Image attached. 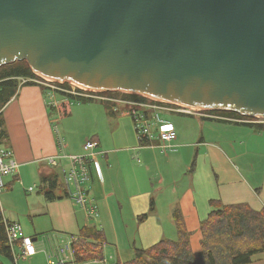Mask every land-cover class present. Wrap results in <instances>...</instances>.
Listing matches in <instances>:
<instances>
[{
  "label": "water",
  "instance_id": "obj_1",
  "mask_svg": "<svg viewBox=\"0 0 264 264\" xmlns=\"http://www.w3.org/2000/svg\"><path fill=\"white\" fill-rule=\"evenodd\" d=\"M15 61L86 89L264 119V0H0V66Z\"/></svg>",
  "mask_w": 264,
  "mask_h": 264
},
{
  "label": "crops",
  "instance_id": "obj_2",
  "mask_svg": "<svg viewBox=\"0 0 264 264\" xmlns=\"http://www.w3.org/2000/svg\"><path fill=\"white\" fill-rule=\"evenodd\" d=\"M51 101L61 105L65 99L61 95L50 96L37 85H20L1 110L0 143L12 150L18 165L14 174L4 177L5 195L15 196L21 190L19 202L23 207L22 211L3 207L2 216L18 222L22 236L36 238L35 253L39 252L41 240L37 239L41 233L79 234L82 227L92 225L101 232L103 240L115 242L119 251L124 249V256L131 255L118 262L123 264L132 258L133 247L147 248L161 239L175 238L174 209L179 210L187 230L189 221H196L199 230L200 221L211 210L209 200L212 199L223 204L245 203L255 210L264 209V129L257 124L204 118L205 121L199 122V135L190 141L174 127L176 140L169 149L178 147L176 154L187 149L182 162L189 174L186 173L188 182L181 184L175 197L168 202L165 200V211V178L158 163L163 164L173 157L166 153L169 149H162L157 142L154 147H139L131 126L111 138L99 131L88 136L98 142L94 152L99 167L96 171L95 163L91 164L87 193L98 206V216L89 218L84 208L63 196V170L69 167L65 156L82 153L86 137L71 144L66 136L65 144L61 142L48 112ZM57 105L51 107L59 108ZM50 158L55 165L49 164ZM143 172L147 174L148 183L139 175ZM50 184H54L53 192L60 198H46L43 188ZM127 214L134 232L131 236L136 235L140 240V245L132 242V251L125 249L126 232L131 229L125 223ZM143 214L147 216L140 220ZM121 240L126 243L124 247ZM199 240L195 247L190 235L194 251L199 249ZM247 264H264V251L254 255Z\"/></svg>",
  "mask_w": 264,
  "mask_h": 264
},
{
  "label": "built area",
  "instance_id": "obj_3",
  "mask_svg": "<svg viewBox=\"0 0 264 264\" xmlns=\"http://www.w3.org/2000/svg\"><path fill=\"white\" fill-rule=\"evenodd\" d=\"M38 76V75H37ZM39 84H44L53 89V91L67 90L66 94L73 95L74 98H91L97 100H107L117 109L123 106L121 114L130 116L135 129L138 146L154 147L155 142L162 149H169L171 143L176 140V131L171 122L161 117L164 112H178L187 115H198L203 118H211L212 116L201 113L199 109L184 106L181 104L167 102L149 98L137 94L131 100H123L116 97L100 95L105 91L92 90L80 87L68 81H53L38 76ZM31 80V79H28ZM27 81V80H26ZM55 85L59 89H56ZM47 87V88H48ZM54 95V94H52ZM52 105L55 103L50 102ZM48 103V104H50ZM246 116V115H245ZM250 122L245 120H235V122H243L249 124H264L263 118H255L251 116ZM214 118V117H212ZM171 127L168 128L167 126ZM98 146V142L93 138H86L82 145V153L66 155L69 161V167L63 170V184L65 193L77 206L86 210L87 216L93 218L98 216V206L96 202L88 197L87 184L91 177V164L95 163L96 171H99L96 162V153L94 150ZM50 165H55L53 158L49 159ZM17 162L10 148L0 143V193L5 189L4 177L14 174L17 170ZM2 222L7 234V241L13 252V259H25L30 255L27 252L29 246L35 248V242L29 236H22L21 227L18 222L10 221L3 217ZM30 239L31 244H26V240ZM40 248L45 255V264H108L109 260L103 257L102 250L104 240L90 238L81 234H68L58 231H50L49 234L43 236ZM36 252V251H35Z\"/></svg>",
  "mask_w": 264,
  "mask_h": 264
},
{
  "label": "trees",
  "instance_id": "obj_4",
  "mask_svg": "<svg viewBox=\"0 0 264 264\" xmlns=\"http://www.w3.org/2000/svg\"><path fill=\"white\" fill-rule=\"evenodd\" d=\"M32 77L38 76L25 61L0 66V125L3 123L1 110L15 95L19 78ZM32 84L33 81L27 80L22 85ZM136 98L140 99L138 95ZM257 126L264 129V124ZM53 186L43 188L47 199L61 197L55 196ZM63 196H67L66 193ZM209 206L211 210L199 223L200 246L197 251L191 248V233L185 228L179 210L174 209L175 238L161 239L147 248L133 247L132 258L123 264H247L254 255L264 251V209L255 210L245 203L223 204L218 199L209 200ZM146 216L143 214L139 219ZM2 219L0 208V256L13 261ZM79 234L102 239L101 232L92 225L82 227ZM0 264H3L1 260Z\"/></svg>",
  "mask_w": 264,
  "mask_h": 264
},
{
  "label": "rangeland",
  "instance_id": "obj_5",
  "mask_svg": "<svg viewBox=\"0 0 264 264\" xmlns=\"http://www.w3.org/2000/svg\"><path fill=\"white\" fill-rule=\"evenodd\" d=\"M12 63V62H11ZM9 64V63H8ZM31 79V81L34 82L35 85L42 87L44 90H47V93L50 96H60L64 97L65 101L61 105H57L58 101H55V104L52 105L50 103V106L57 105L59 108L54 109L53 107H50L48 112L54 119V125L57 129L60 140L63 143L64 139H67L69 143H78L82 138H90L88 136H92L95 131H99L102 135H104L107 138H111L113 136H117L120 134H123L125 130L129 126L134 128L133 121L130 117H123L121 115V109H123V106H119L117 109L113 107V104L108 102L107 100H97V99H91V98H80L76 99L73 97V95H68L66 92H68L65 89L60 90L58 86L55 85L56 89H59L60 91H53L52 88L48 87L46 85V82L44 84H39L38 80L39 77H32L27 79L19 78V86L22 85L26 80ZM32 84V85H34ZM48 87V88H46ZM101 96H109V97H116L123 100H131L137 97L136 94L133 93H125L121 91H105V93H101ZM68 98H72L68 100ZM90 99V100H89ZM52 102V101H51ZM49 108V107H48ZM110 108V109H108ZM116 111H114L113 110ZM51 111V112H50ZM58 111V112H57ZM215 111V112H214ZM219 111V113H218ZM201 113H204L206 115H211L216 120L222 119L224 122H235V120H245L250 122V117H247L245 115H241L237 113L235 115L234 113H230L228 111H220V110H201ZM62 114V115H61ZM226 114V115H225ZM240 116H239V115ZM162 118L169 120L173 126L175 127L176 131L179 130L181 133V136H183L186 140H192L194 137L199 135L201 126H199V122L205 121L203 117L198 115H187V114H181L178 112H164L160 114ZM231 115V116H230ZM211 117V118H212ZM206 118L205 119H211ZM220 120V121H222ZM227 120V121H226ZM194 122L195 123L194 125ZM240 123H243L240 121ZM251 123V122H250ZM193 125L195 127H193ZM260 125V124H257ZM63 140V141H62ZM86 140V139H85ZM65 144V141H64ZM179 148L175 147L172 151H168L166 153L171 154L173 157L171 159H168L167 161L164 160L163 164L158 163V167L160 168V171L162 174H164V211L166 207L165 200L170 201L172 197H175L177 190L181 189V184L187 183V172L186 166H183V159L185 156V152L187 149H182L180 154H176V150ZM68 149L66 148L65 151ZM159 153L161 152L160 149H157ZM175 151V152H174ZM165 154V153H164ZM142 161V158H140ZM139 164H142L139 163ZM185 173V175H184ZM189 174V172H188ZM141 178H143V181L147 180V174L145 172L139 174ZM148 183V181H146ZM21 191V190H20ZM16 193L17 195H5L6 190L4 189L3 192L0 193V208L1 212L3 211V207L15 209L17 211H22L23 207L22 204L19 202L22 200L21 194ZM22 194H24L22 192ZM161 199H158V205L161 204ZM161 207V206H160ZM129 215L127 214L125 223L129 226H131V229L126 232V242H127V248L130 251H132V242L135 241L138 245L140 240L139 238L133 235L132 231V222L128 220L127 218ZM188 230L191 231V241L195 247L198 244L199 240V230H198V224L195 221H189L188 222ZM50 232L41 233L38 235L39 240L49 234ZM139 241V242H138ZM125 242L121 240V245L124 247ZM123 251H119L118 245L115 242H112L111 240L105 238L104 239V247L102 250L103 257L107 258L109 260L108 264H118L119 261L122 259L129 258L130 256H124ZM119 252V255H118ZM14 257V256H13ZM120 258V259H119ZM0 260L3 262V264H45V255L42 251H39L35 253L34 255H30L29 257L25 259H14L13 261L0 256Z\"/></svg>",
  "mask_w": 264,
  "mask_h": 264
},
{
  "label": "clouds",
  "instance_id": "obj_6",
  "mask_svg": "<svg viewBox=\"0 0 264 264\" xmlns=\"http://www.w3.org/2000/svg\"><path fill=\"white\" fill-rule=\"evenodd\" d=\"M167 127L170 128L171 126L168 125ZM26 244H29V245L31 244L30 239L26 240ZM35 251H36L35 248H33L31 246H29L28 249H27V252H28L29 255H34Z\"/></svg>",
  "mask_w": 264,
  "mask_h": 264
},
{
  "label": "bare ground",
  "instance_id": "obj_7",
  "mask_svg": "<svg viewBox=\"0 0 264 264\" xmlns=\"http://www.w3.org/2000/svg\"><path fill=\"white\" fill-rule=\"evenodd\" d=\"M29 81V80H28ZM47 88V87H46ZM90 100V99H89ZM130 100V99H129ZM106 101V100H105ZM109 102V101H108ZM59 104V103H58ZM51 107V106H50ZM108 109H110V108H108ZM51 112V111H50ZM58 112V111H57ZM215 112V111H214ZM230 112V111H229ZM218 113H219V111H218ZM231 113V112H230ZM62 115V114H61ZM226 115V114H225ZM235 115H237V114H235ZM239 115V114H238ZM231 116V115H230ZM240 116V115H239ZM212 119V118H211ZM214 119V118H213ZM220 120H222V119H220ZM219 120V121H220ZM223 121V120H222ZM227 121V120H226ZM230 122V121H229ZM1 134V133H0ZM14 181V180H13ZM7 184V183H6ZM59 184V183H58ZM9 188V187H8ZM14 262V261H13Z\"/></svg>",
  "mask_w": 264,
  "mask_h": 264
}]
</instances>
